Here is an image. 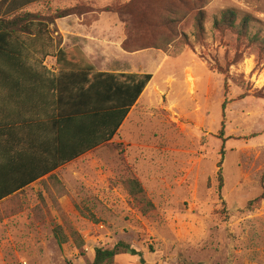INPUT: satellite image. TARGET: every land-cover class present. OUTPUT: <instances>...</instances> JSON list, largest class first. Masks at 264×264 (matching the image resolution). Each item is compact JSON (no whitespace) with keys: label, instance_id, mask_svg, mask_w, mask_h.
I'll list each match as a JSON object with an SVG mask.
<instances>
[{"label":"rangeland","instance_id":"374dc122","mask_svg":"<svg viewBox=\"0 0 264 264\" xmlns=\"http://www.w3.org/2000/svg\"><path fill=\"white\" fill-rule=\"evenodd\" d=\"M104 4L153 79L114 141L49 178L42 201L23 192L0 206V264H92L119 242L147 264H264V49L215 28L234 10L264 37V0ZM130 179L154 211L135 206Z\"/></svg>","mask_w":264,"mask_h":264},{"label":"crops","instance_id":"0c3cea01","mask_svg":"<svg viewBox=\"0 0 264 264\" xmlns=\"http://www.w3.org/2000/svg\"><path fill=\"white\" fill-rule=\"evenodd\" d=\"M79 1L11 0L10 17L18 14L39 16L32 23L14 24L15 30L50 31V36L22 32L25 38L14 42L37 47L55 45L64 50L79 48L99 73L152 75L143 69L140 51L130 52L123 48L128 41L127 25L117 13L105 11L108 5L104 3L110 0H81L91 4L87 5L90 11L56 19L53 23L47 21L58 10L77 7ZM57 70L55 56L42 59L32 51L0 58V177L5 182L18 183L39 174L44 176L18 192H27L23 200H43L40 193L47 190L45 183L51 185L49 178L57 175L61 179L62 174L81 165L105 146L58 169H50L83 147L79 125L70 121L78 109L79 100L72 95L76 85L69 78L65 84L66 95L58 104L51 78Z\"/></svg>","mask_w":264,"mask_h":264},{"label":"trees","instance_id":"16d2710c","mask_svg":"<svg viewBox=\"0 0 264 264\" xmlns=\"http://www.w3.org/2000/svg\"><path fill=\"white\" fill-rule=\"evenodd\" d=\"M11 0H0V58L10 54L22 55L27 51L38 54L42 59L48 56L57 58V73L52 74L54 82V92L56 102H61L66 95V83L71 78L76 85L72 95L78 98V109L74 111L71 122L79 125L80 141L83 147L78 149L71 157L62 158L57 165L50 169L71 163L86 153L97 149L102 145L109 144L121 129L127 119L131 109L152 80L150 74H108L96 72L94 66L86 58L85 54L79 48L59 49V46L47 45L42 47L26 46L24 43H15L16 40H23L25 37L20 33H35L38 35L50 36V31H33L30 28L17 31L12 26L15 24L32 23L39 16L32 14H18L10 17ZM132 1V0H131ZM114 7H106L105 11L112 12ZM90 11V7L80 4L75 8L58 10L48 22H54L56 19L68 17L74 14L81 15ZM251 19L244 17L239 20L234 10H227L223 13L220 20L215 21V28L221 31H231L237 37L239 42H246L250 48L264 49V37L259 34L251 35L249 32ZM129 36L126 46L129 43ZM26 50V51H25ZM128 51V50H126ZM139 51V50H131ZM65 120H62L64 122ZM64 124V123H61ZM51 170V171H52ZM44 177L39 174L31 177L28 181L5 182L0 177V206L7 201H12L18 196L19 191H23L31 185L33 181ZM128 193L135 206L143 214H149L154 211L155 206L148 198L146 191L138 179H130L126 182ZM17 193V194H16ZM264 200V193L257 198L255 202ZM80 211V209H78ZM82 214V213H81ZM55 237L59 244H65L68 239L65 238L62 228L57 227L54 230ZM127 254L139 258L141 264H147L142 254L131 245L119 242L113 248H100L96 250L95 259L92 264H113L115 258L119 255Z\"/></svg>","mask_w":264,"mask_h":264}]
</instances>
